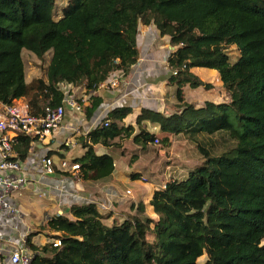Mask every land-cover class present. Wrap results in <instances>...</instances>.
I'll use <instances>...</instances> for the list:
<instances>
[{
	"label": "trees",
	"instance_id": "16d2710c",
	"mask_svg": "<svg viewBox=\"0 0 264 264\" xmlns=\"http://www.w3.org/2000/svg\"><path fill=\"white\" fill-rule=\"evenodd\" d=\"M55 2L0 0V101L22 97L31 114L42 115L45 106L63 103L61 83L95 90L113 71L126 74L137 62L138 24H153L178 46L168 58V84L184 109L168 117L142 110L136 124L184 131L201 158L185 178L153 192L148 205L156 219L141 200L113 218L95 203L52 215L42 228L60 244H36L27 235L30 264H264V0H67L57 17ZM231 46L238 51L234 61ZM22 50L41 62L50 55L49 62L44 75L27 83L17 66L22 76L11 84L6 64ZM190 67L216 69L228 102L185 103L186 84L210 86ZM98 103L85 108L86 117ZM126 115L113 109L102 120H112L107 127L89 132L85 152L74 160L83 178L112 173L113 158L97 155L93 145L119 144L113 140L129 127L117 123ZM154 139L143 126L133 138L140 145ZM34 141L17 134L16 158L25 159Z\"/></svg>",
	"mask_w": 264,
	"mask_h": 264
},
{
	"label": "crops",
	"instance_id": "0c3cea01",
	"mask_svg": "<svg viewBox=\"0 0 264 264\" xmlns=\"http://www.w3.org/2000/svg\"><path fill=\"white\" fill-rule=\"evenodd\" d=\"M136 45L139 52L137 62L126 74L113 71L106 79L108 81L115 78L117 86L98 87L92 91L74 85L68 86L70 95L80 104L81 110L76 111L70 105H65V114L55 136L44 141L36 140L31 144L25 159L19 160L28 181L19 191L6 197L17 209V214H9L6 210L0 212V242L8 244V247H15L25 241V235L31 232L32 221L35 220V226H42L52 215H67L73 204L95 203L102 213L110 214L113 218L129 211L131 203L141 200L149 213L152 210L148 204L153 192L163 188L162 186L172 179L185 178L193 168L187 165L189 169L185 172L183 168L186 164L182 160V163L178 162L170 168L161 167L155 170L156 164L149 163L153 156L148 154L155 143L140 145L133 140L140 126H143L173 153H184L189 148L187 143L191 144V151L196 149L194 142L184 131H161L156 123L148 120H143L140 126L136 124V118L142 110L158 112L168 117L181 113L184 109V106H177L173 88L168 84L171 75L168 58L178 46L171 45L169 37L161 35L153 24L141 23L138 24ZM229 49L236 47L231 46ZM23 51L27 50H22L21 53ZM231 54L229 53L230 57ZM237 57L238 51L233 59ZM49 58L50 55L45 68ZM233 59L232 61L235 60ZM36 61L39 63L40 60ZM44 72L41 73L36 66L31 73H26L24 69L23 81L27 83L34 77L44 75ZM189 72L210 86L192 87L186 84L183 87L185 103L201 107L205 102H228L229 96L216 69L190 67ZM94 99H99V103L91 116L86 117L85 108L89 107ZM15 100L25 102L22 97ZM116 108L127 110L122 122L117 123L119 127H129L127 133L122 135L121 139L113 140L119 143L117 145H93L97 155L108 154L113 158L114 169L104 179L83 178L80 171L71 169V165L85 152L83 145L89 143V132L107 127L103 125L102 120ZM170 123L175 122L171 120ZM164 137L167 138L166 143L162 141ZM177 138L183 140L181 148L174 146ZM42 158L51 159L52 173L44 172L41 166ZM162 177L164 180L160 182ZM150 216L156 219L155 215ZM37 240L35 236L36 244ZM4 253L8 251L5 250Z\"/></svg>",
	"mask_w": 264,
	"mask_h": 264
},
{
	"label": "built area",
	"instance_id": "2783aa9c",
	"mask_svg": "<svg viewBox=\"0 0 264 264\" xmlns=\"http://www.w3.org/2000/svg\"><path fill=\"white\" fill-rule=\"evenodd\" d=\"M69 85L72 84L61 83L60 85L65 94L63 103L57 106H45L42 115L31 114L26 101L18 102L15 99L10 103L0 101V212L6 210L9 214H17V209L8 202L6 197L19 191L28 181L13 150L15 136L24 133L41 141L54 137L60 129L65 105H70L76 111L81 110L80 104L70 95ZM106 86H117V80L111 78L98 84V87ZM108 123L104 121L103 125L108 126ZM154 143H159V139L155 138ZM41 166L45 173L53 172L51 159L42 158ZM71 169L79 171V165L72 164ZM165 185L162 187L164 188ZM127 193L129 194L130 191L128 190ZM52 242L53 246L60 244L59 239H52ZM5 250L8 253H4ZM30 261L31 254L25 241L13 248L0 242V264H30Z\"/></svg>",
	"mask_w": 264,
	"mask_h": 264
},
{
	"label": "rangeland",
	"instance_id": "374dc122",
	"mask_svg": "<svg viewBox=\"0 0 264 264\" xmlns=\"http://www.w3.org/2000/svg\"><path fill=\"white\" fill-rule=\"evenodd\" d=\"M66 2H67V0H56V2H55V4H56V7H55L56 15H55V17H57L61 14V9L65 6ZM228 52L232 53L231 54V60H232L233 57L236 56L237 50L236 49H229ZM47 59H48V55L46 56V60L44 62L39 61V63H38L36 61L38 59H36V57L34 55H32V53H30L29 51H23L18 58L14 59L13 61H8L6 64V67H8L10 75H12L11 84L17 82V80L20 79L22 76V75H19L18 73H16L17 71H15V70L17 69V66L22 68L23 73H24V69H25L26 73H31V70L35 69V66L39 68L41 73H43V71L45 69V64L47 63ZM201 141H202V144L204 146L207 145L205 143L204 137L201 138ZM182 145H183V140L180 138H177L174 142V146L176 148L177 147L181 148ZM215 145H218V143L215 142ZM186 146L189 148L186 149L184 153H181V154H179L177 152L173 153L171 150L168 149V146H164L161 143V141L159 140V143L154 144L153 147L148 152L149 156H153L150 158L149 163L150 164L155 163L156 166H154V167L156 170L158 168L160 169L161 167H163V168L169 167L170 168L171 165L174 166L178 162L182 163V160H184V163L186 165H184L185 167L183 169L186 172L189 169L188 166L194 167L196 164H198V162H200V158H201V156L199 155L200 153L198 152L197 149H193V151H191L192 149H191L190 143H187ZM163 180H164V178L162 177L160 179V182ZM159 184H161V183H159ZM149 213L151 215H154L152 211H150ZM42 226L41 225L35 226V220L32 221L31 232H29L27 235H29V234L32 235V241L34 243H35V236L38 239L37 244H41V243L44 244V243L52 240L50 233L47 230L43 229ZM27 235H25V236H27ZM205 260H206V256L203 255L199 258L198 262L202 263Z\"/></svg>",
	"mask_w": 264,
	"mask_h": 264
}]
</instances>
